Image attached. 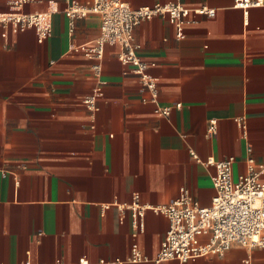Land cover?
<instances>
[{
  "label": "crops",
  "instance_id": "1",
  "mask_svg": "<svg viewBox=\"0 0 264 264\" xmlns=\"http://www.w3.org/2000/svg\"><path fill=\"white\" fill-rule=\"evenodd\" d=\"M179 1L216 15L182 25L183 38L169 17L136 26L138 54L154 63L155 101L118 47L106 48L95 74L86 50L100 34L98 14L71 20L66 0H32L25 12H52L43 42L34 28L0 27V264H154L131 262L132 247L156 256L169 219L148 209L140 230V218L119 204L138 194L143 205H167L186 187L210 206L216 169L192 152L234 157L235 178L248 170L249 146L264 162V6ZM10 8L0 0V12ZM97 89L100 107L91 111L83 100ZM157 105L172 106L170 117ZM159 264H264V249L234 244L224 256Z\"/></svg>",
  "mask_w": 264,
  "mask_h": 264
},
{
  "label": "built area",
  "instance_id": "2",
  "mask_svg": "<svg viewBox=\"0 0 264 264\" xmlns=\"http://www.w3.org/2000/svg\"><path fill=\"white\" fill-rule=\"evenodd\" d=\"M30 1L32 0H7L11 8L9 11L0 12V27L11 28L15 33L34 28L38 33V41L43 42L53 30L52 12L27 13L24 6ZM66 1L68 6L65 13L71 20L85 18L89 14H98L101 18L100 34L95 44L86 50L87 55L96 59L93 65L95 74L100 76L102 73L106 48L118 47V58L123 64L134 67L135 74L140 77L153 101L157 100L159 95L157 78L150 73L154 63L138 54L140 45L135 41L136 26L155 17H169L179 28L177 37L183 38L182 25L195 23L201 15H216V9L209 5L189 6L179 0L137 8L132 7L127 0H88L85 3ZM235 6L247 12L250 8L264 6V0H235ZM100 96L101 90L97 89L84 98V104L89 110L97 111L100 107ZM172 110V106L157 105L155 108L156 113L166 117H170ZM216 132L217 121L211 120L208 135ZM248 153L247 172L235 178L234 157L202 160L192 152L197 161L215 166L212 178L215 194L210 206H202L186 187L181 189L177 199L167 205H143L138 194L130 204H119L121 211L131 209L134 216L140 218V230L144 229V217L148 209L162 213L169 219L168 231L156 256L149 257L142 252L138 244H134L131 262L152 261L159 264L169 260L185 262L207 255L224 256L234 244L264 249V162L256 161L250 146ZM80 264L89 262L81 260Z\"/></svg>",
  "mask_w": 264,
  "mask_h": 264
}]
</instances>
